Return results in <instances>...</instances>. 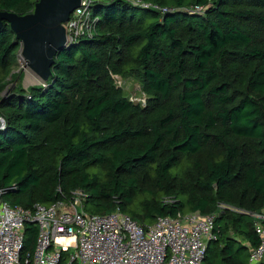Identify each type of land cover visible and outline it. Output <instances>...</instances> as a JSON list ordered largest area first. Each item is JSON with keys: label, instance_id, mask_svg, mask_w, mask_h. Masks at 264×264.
Returning <instances> with one entry per match:
<instances>
[{"label": "trees", "instance_id": "obj_1", "mask_svg": "<svg viewBox=\"0 0 264 264\" xmlns=\"http://www.w3.org/2000/svg\"><path fill=\"white\" fill-rule=\"evenodd\" d=\"M87 12L47 84L0 98L2 201L33 210L82 194L84 213L141 227L216 215L202 264H248L264 214V0H92ZM20 47L4 21L0 89ZM115 76L140 81L145 105ZM37 233L26 224V250Z\"/></svg>", "mask_w": 264, "mask_h": 264}, {"label": "built area", "instance_id": "obj_2", "mask_svg": "<svg viewBox=\"0 0 264 264\" xmlns=\"http://www.w3.org/2000/svg\"><path fill=\"white\" fill-rule=\"evenodd\" d=\"M91 1L83 0L64 25L68 43L80 36L69 28L88 18ZM3 194L0 190V264H202L208 245L218 238L216 215L159 217L153 225L141 227L119 211L108 216L84 213L82 194H76L72 204L58 201L33 210L3 202ZM256 217L260 244L251 250L248 264H261L264 259L260 223L264 214ZM29 222L37 226L38 236L35 247L26 250L24 230Z\"/></svg>", "mask_w": 264, "mask_h": 264}, {"label": "water", "instance_id": "obj_3", "mask_svg": "<svg viewBox=\"0 0 264 264\" xmlns=\"http://www.w3.org/2000/svg\"><path fill=\"white\" fill-rule=\"evenodd\" d=\"M83 0H39L26 16L0 11V28L5 21L22 45V57L43 85L53 76L55 57L68 45L64 27Z\"/></svg>", "mask_w": 264, "mask_h": 264}, {"label": "rangeland", "instance_id": "obj_4", "mask_svg": "<svg viewBox=\"0 0 264 264\" xmlns=\"http://www.w3.org/2000/svg\"><path fill=\"white\" fill-rule=\"evenodd\" d=\"M85 22L86 20L83 18L81 22H78L79 25L76 24L75 27L69 28V32H79V34L83 33L87 30L86 27L88 26V23ZM22 49L21 45L12 64L13 67L11 68L9 76L5 81L7 84L6 86H2L0 89V98L8 97L13 93L19 92L20 89L30 92L33 88L44 86L39 78L35 76L27 67L26 62L22 57ZM114 79H116V85L124 90L125 95L128 96L131 101L137 104L141 103L145 105L147 98L144 96L140 81L138 82L132 78L123 79L117 76H115ZM4 124V117L2 118L0 116V130L4 128ZM248 252L249 251L245 253L247 254Z\"/></svg>", "mask_w": 264, "mask_h": 264}, {"label": "crops", "instance_id": "obj_5", "mask_svg": "<svg viewBox=\"0 0 264 264\" xmlns=\"http://www.w3.org/2000/svg\"><path fill=\"white\" fill-rule=\"evenodd\" d=\"M251 250H252V249H250L249 252H248V253H249V256H250V252H251ZM247 262H248V261H247Z\"/></svg>", "mask_w": 264, "mask_h": 264}]
</instances>
